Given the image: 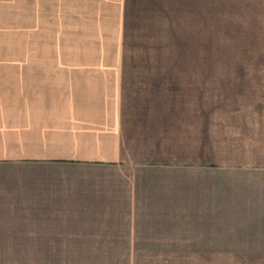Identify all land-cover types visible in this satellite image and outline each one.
<instances>
[{"label":"crops","instance_id":"obj_1","mask_svg":"<svg viewBox=\"0 0 264 264\" xmlns=\"http://www.w3.org/2000/svg\"><path fill=\"white\" fill-rule=\"evenodd\" d=\"M98 2L95 41L121 49L124 0ZM121 65L120 56L0 57L4 239L193 225L226 235L197 237L194 248L149 239L160 245L120 254L264 256V105L185 96L140 117L124 103ZM191 210L200 218L188 223Z\"/></svg>","mask_w":264,"mask_h":264},{"label":"rangeland","instance_id":"obj_2","mask_svg":"<svg viewBox=\"0 0 264 264\" xmlns=\"http://www.w3.org/2000/svg\"><path fill=\"white\" fill-rule=\"evenodd\" d=\"M98 3L0 0V57L120 56L124 103L140 117L148 106H173L185 96L202 104L264 105V0H124L121 49L95 41L104 9ZM198 218L191 210L186 221ZM124 228L23 241L0 233V264H264V256L121 255L131 245H160L149 239L181 238L194 248L197 237L226 235L193 225ZM171 228L180 231H163ZM131 237L138 241L123 239Z\"/></svg>","mask_w":264,"mask_h":264}]
</instances>
